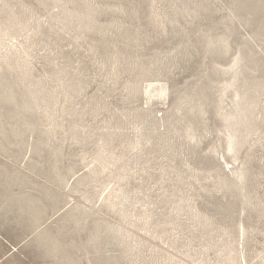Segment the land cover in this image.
Listing matches in <instances>:
<instances>
[{"label":"rangeland","instance_id":"374dc122","mask_svg":"<svg viewBox=\"0 0 264 264\" xmlns=\"http://www.w3.org/2000/svg\"><path fill=\"white\" fill-rule=\"evenodd\" d=\"M0 264H264V0H0Z\"/></svg>","mask_w":264,"mask_h":264}]
</instances>
